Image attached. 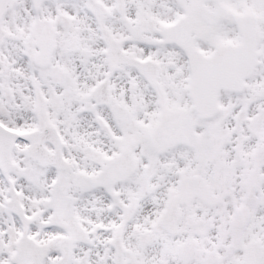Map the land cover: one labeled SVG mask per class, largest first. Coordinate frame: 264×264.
Instances as JSON below:
<instances>
[{
    "label": "snow or ice",
    "instance_id": "6c2138e0",
    "mask_svg": "<svg viewBox=\"0 0 264 264\" xmlns=\"http://www.w3.org/2000/svg\"><path fill=\"white\" fill-rule=\"evenodd\" d=\"M0 264H264V0H0Z\"/></svg>",
    "mask_w": 264,
    "mask_h": 264
}]
</instances>
